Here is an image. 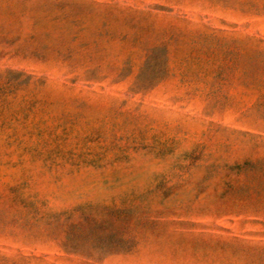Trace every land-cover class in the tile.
I'll use <instances>...</instances> for the list:
<instances>
[{
	"label": "rangeland",
	"instance_id": "1",
	"mask_svg": "<svg viewBox=\"0 0 264 264\" xmlns=\"http://www.w3.org/2000/svg\"><path fill=\"white\" fill-rule=\"evenodd\" d=\"M263 94L264 0H0V264H264Z\"/></svg>",
	"mask_w": 264,
	"mask_h": 264
},
{
	"label": "trees",
	"instance_id": "2",
	"mask_svg": "<svg viewBox=\"0 0 264 264\" xmlns=\"http://www.w3.org/2000/svg\"><path fill=\"white\" fill-rule=\"evenodd\" d=\"M156 53H159V54L161 53L163 54V56L166 55L164 48H161V47H153L148 51L146 60L144 64L142 65V67L140 68L138 74L136 75L134 83L132 85V87L135 90L139 91L141 89L150 87L161 79V76L164 73L165 67L163 66V69H162V67L158 65H150L151 61L156 60V58H158L156 56ZM262 97H264V94L262 95ZM83 223L87 226L96 225L95 222H93L92 220H88V219H85ZM78 228L79 226L77 227V229ZM65 240H66V243L62 244L61 246V249L64 253L72 254V255H79V256H82L84 254V256H86V259H89L90 256H93L92 253H90V251L86 253H81L77 251V249H75L76 245L74 244H76L78 240H77V236L75 237L74 233L72 234L68 233ZM67 244H69L68 246H71L70 244H72V246L74 247H67Z\"/></svg>",
	"mask_w": 264,
	"mask_h": 264
}]
</instances>
